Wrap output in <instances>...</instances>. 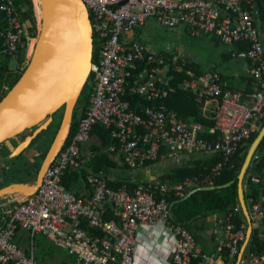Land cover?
<instances>
[{"label": "built area", "instance_id": "1", "mask_svg": "<svg viewBox=\"0 0 264 264\" xmlns=\"http://www.w3.org/2000/svg\"><path fill=\"white\" fill-rule=\"evenodd\" d=\"M83 1L91 17L94 50L98 47L88 80L92 86L89 104L77 130L69 135L47 169L39 189L16 203L10 201L1 206L0 264H134L139 227L156 225H164L174 237L175 264H235L248 229L247 221L236 225L233 220L237 213L242 214L240 203L214 223L218 251L210 252L187 227L171 219L168 197L170 193L183 196L182 184L140 182L133 189L126 184L112 187L104 171L88 169L85 184L89 193L79 195L67 188L62 178L67 170L88 167L93 152L86 155L84 147L98 124L111 131L119 146L117 149L116 144H110L105 151L119 163L123 155L133 170L158 159L181 163L188 154L218 155L217 171L231 163L240 145L260 130L264 118V43L256 24V0ZM0 13H5L6 21L0 30L3 53L18 60L25 47L24 38L28 42V28L10 0H0ZM151 18L167 28L184 26L192 36H216L229 46L247 43L245 49L232 48L231 55L249 61V73L255 83L251 93L227 87L220 72L214 69L199 76L188 70L190 78L180 85L182 90L197 96L204 116L215 120L210 133L219 132L218 139L203 137L201 123L182 120L158 103L173 89L172 75L168 74L170 63L166 55L125 37ZM179 62L187 63L174 55L171 64L181 70ZM26 65L25 61L18 62L15 70L23 71ZM125 92L151 104L133 106L124 98ZM258 158L256 150L244 175L245 190L252 184L259 187V194L246 197L252 233L238 264H264V252L251 247L254 233L264 239V175H256L251 169ZM110 210L115 218L106 219ZM88 227L99 228L103 234L92 233ZM18 228L32 236H46L71 258L61 263L39 261L33 251L26 252L16 242Z\"/></svg>", "mask_w": 264, "mask_h": 264}, {"label": "trees", "instance_id": "2", "mask_svg": "<svg viewBox=\"0 0 264 264\" xmlns=\"http://www.w3.org/2000/svg\"><path fill=\"white\" fill-rule=\"evenodd\" d=\"M10 1L14 9L16 10L18 17L22 20L23 23H25L28 26L27 28L29 34L30 35L35 34L37 26H36L34 8L35 10L37 9L36 7L38 6V0H10ZM255 3L258 9V13L256 15V24L258 25V28L263 29L264 0H256ZM4 15L5 13H0V30L6 26ZM216 40L220 41L217 37ZM24 41H26V43H25V47L22 48L21 50V56L18 59L19 63L24 62L26 57L28 42L27 39L25 38ZM2 42L3 41L0 38V100L9 91V89L13 87V85L17 82V80L21 76L20 74L15 75L9 69L8 58L10 56L3 53ZM234 46H235L234 49L237 50H242L248 47L247 43H243V42H238ZM97 53H98V47L96 45V48L94 50V58L97 57ZM229 54L230 56H228V58L232 56L231 53ZM164 55H166L165 58L167 60V63H170L168 74L172 75V78L170 80V85L173 87V89L169 90L168 95L163 97L158 103L167 107L168 111L175 112L178 118L182 120L198 121L199 123H201L204 128V132H202L201 134L203 137L210 140L218 139L220 136L219 132L210 133V129L213 126H215V120L212 119L211 117L209 118L207 116H204V114L202 113V103L197 100V96L194 93H192L191 91L182 90V88L180 87L182 80H184L185 78H190L189 74L187 73L188 70H191L195 74V76H199L208 68H203L202 65H199L194 61L187 60L186 65H183L181 62H179L182 68L181 70H178V68L175 65L171 64L173 56L177 54L169 53L167 51V54ZM28 58H29L28 59L29 62L31 58L30 54H28ZM182 59L183 57L182 56L180 57L179 55V60ZM152 65L153 66L156 65V63H153ZM149 66L150 65H148L147 67ZM139 69H142V67H139ZM143 69H145V67H143ZM221 76L224 81L225 75L222 73ZM5 84L8 85L7 89L4 88ZM227 87L229 86L227 85ZM91 91H92V86L90 85L89 82H87L82 93H80L78 103L81 100H84L85 102L84 106L86 107L89 104V93ZM245 92L251 93L252 91L249 90ZM125 93L126 94L124 95V98L130 100L133 106L137 105L138 103H142L144 105L151 104L147 101H143L138 96L132 95L128 92ZM63 110L64 107L59 109L54 114V120L52 121L50 126L46 130H43L26 148V149L34 148L36 150L37 149L39 150L42 147L43 152H41L42 154L40 156L38 155L36 159L32 161L26 155H24V152L26 151L25 149L20 155L14 158H10V160L7 161L9 166L8 167L5 166L3 169L5 170L6 168L7 170H10V173L8 174L6 173V175L8 176V181L5 182L4 184H9L11 182H17V181H27V180L32 181V179L35 178L37 171L41 166V163L49 148V145L51 144L50 141L49 143L46 140L43 141L42 137L47 130L52 128V126H59L60 121L62 119ZM80 115H82V111ZM76 116H77L76 112H74V119H73L70 135H72L77 130L78 127V122L80 118L76 119ZM263 124H264V118L261 127L263 126ZM31 130H33V128ZM110 132L111 131L108 128H105L101 124L96 125L92 130L91 133L92 141L90 140L91 142H89L90 149L88 150L93 152V155L90 156L87 164L89 166L87 168L91 169L92 172H98L102 170L107 173V171H109L110 168L117 167L118 165V161L114 158V156L111 153L105 151V149L110 144H116L117 149H119V146L117 145V141L111 137ZM258 132L259 131L254 132L250 138H248L245 142H243L238 148L231 163H229L228 165H224L219 171L215 170V164L219 159L218 155L212 157H208V155L196 157L194 155L188 154L187 157L184 158V161L181 163H177L171 159L176 164V166L172 168L171 172H167L165 174L166 177H163L160 180L164 182H168L170 184L180 183L184 187L183 196L178 197L175 196L173 193H170L168 197L170 204L172 202L174 203L172 207L173 215L171 219L174 222L180 223L185 227H187L195 235L197 240L199 239V237L197 236V233L192 229L193 224L199 222L202 219H205L208 215L212 213H228L229 210H231L236 204L239 203L238 185H237L236 176L238 175L240 168L243 164L249 145L257 136ZM162 150H165V147ZM0 152L2 154H8L10 152L5 142L0 145ZM257 152L259 154V158L257 160H254L253 164L251 165L252 166L251 169L256 175L262 176L264 175V138L262 139L259 147L257 148ZM120 158L122 159V163L124 162V166L129 168L126 163V158L123 155H121ZM159 160L160 159L156 161H146L142 168L146 167L152 162H157ZM232 164L233 166H230ZM87 168L86 165H84L77 169L72 168V170H67L62 178V183L66 185L67 188L77 189L79 193L81 188L80 183L83 182L85 184L86 172L88 171ZM229 182L232 183L225 187L213 188V189H200L184 199V196L195 187L223 185ZM108 183L112 187H119L123 184H126L129 187V189H133L137 185L136 182H133L126 177L116 180H108ZM88 189H90L89 186ZM245 193L246 196H249L251 193H253V195L255 196H258L259 187L250 184L247 187ZM197 215L200 216L197 217ZM105 218L106 219L115 218V216L113 215V211L111 210L108 211L105 214ZM233 220L236 222V225L241 223L243 221L242 214L237 213ZM88 228L89 230L92 231V233L100 234V235L103 234V232L99 228H95V227H88ZM251 247L256 251L264 252V239H259L256 233H254L251 240ZM204 249L207 250L205 247ZM56 251H57L56 249L52 248L50 251H46V252H48L51 256H53L56 253ZM65 252H66L65 253L66 256H64L60 260H57L60 263L69 259V254L67 253V251ZM43 253H44L43 251L42 252L38 251L36 253V258L39 261L47 262L45 260L46 253L45 254ZM51 258L54 259V257ZM51 258L49 259L48 262L52 260ZM172 264L175 263L172 262Z\"/></svg>", "mask_w": 264, "mask_h": 264}, {"label": "water", "instance_id": "3", "mask_svg": "<svg viewBox=\"0 0 264 264\" xmlns=\"http://www.w3.org/2000/svg\"><path fill=\"white\" fill-rule=\"evenodd\" d=\"M41 27L34 52L23 73L0 100V145L32 129L18 142L9 157L20 155L31 142L46 130L54 114L64 107L62 119L34 181L11 182L0 187V199L13 195L29 196L40 187L44 175L65 145L73 124L80 93L87 84L93 63L94 41L91 17L83 0H40ZM264 138V124L249 145L237 178L238 198L248 223L247 237L235 264L251 236L252 224L244 189V175L252 157ZM199 186L200 189L230 185ZM173 202L171 203V207ZM172 216V213H171Z\"/></svg>", "mask_w": 264, "mask_h": 264}, {"label": "crops", "instance_id": "4", "mask_svg": "<svg viewBox=\"0 0 264 264\" xmlns=\"http://www.w3.org/2000/svg\"><path fill=\"white\" fill-rule=\"evenodd\" d=\"M146 24H147V21L143 25H146ZM179 27H182L183 31L185 33L189 34V32L186 30V28L184 26H179ZM141 29H142V25L135 29L136 30L135 33H137V37H138V39L136 38V40H138L139 42H142L149 50L154 51L156 53H164V54H167V51H168L169 53H176L177 55H180V57L182 56L183 59H185L186 61L191 60L190 58L180 54L177 51V48L167 47L166 49H162L159 51L152 50L142 40L143 37H141V33H142ZM259 30H260L262 41L264 43V28L263 29L259 28ZM232 48H235V46L234 45H231V46L228 45V48H226L223 52H221V56H220V59H218V61L211 64V66H210V64H208L209 66H207V67L202 66V67L208 68L207 70L215 69L218 72H220L221 74L223 73L225 75L224 81L231 88L241 89L244 91H249V90L254 91L255 90V88H254L255 83H254L253 77L249 73L250 63L248 60L242 59V64H240V65L239 64L229 65V66L227 65V63L229 61L227 58H228V56H230L229 53H231ZM191 61H193V60H191ZM221 62L225 64V68L227 67V68H230L232 70V74H227L223 70L224 68H222L220 66ZM17 64H18V60H17ZM232 67H233V69H232ZM4 88L7 89L8 85L5 84ZM84 107L85 106H83V108H82V113H83ZM19 137H20V135L13 138L16 142L15 144L12 141L5 142L10 152L8 154H1L3 156H0V157L4 158L6 167L9 166L7 161L10 160L9 155H10L11 151L14 149L16 144L22 140V139H18ZM89 146H90V143L88 145H86V148L84 147V150H85L84 153L86 155H90L91 151L88 150V149H90ZM32 149L35 151V153L31 151ZM24 155H26L30 160L33 161L38 156V152L34 148H29V149H26V151L24 152ZM201 156H205V155L198 154L196 157H201ZM87 157H89V156H87ZM165 160H167V159L166 158L160 159L157 162H152L149 165H147L146 168L153 167L152 171H150L151 172L150 179L142 180L141 182H154V183L166 184L168 186L176 185V184H170L168 182H164V181L160 180L161 178L166 177L165 174L167 172H171L172 168H174L176 166V164L174 162L173 163H165ZM122 167H124V162L119 163V161H118L117 167L110 168V170L107 171V173L105 171L104 172L106 173L109 180L121 179L124 177L122 174V170L120 169ZM87 169H89V168H87ZM36 176H37V174H36ZM36 176H35V178H36ZM30 181L31 180H27V182H30ZM133 182H136L137 184L140 183L139 181H133ZM80 184H81V188H80L79 193H78L77 189H74V188H70V189L75 190L79 195H83L87 192L89 193V189H88L87 184H84L83 182H81ZM177 184H180V183H177ZM4 185H7V184H4ZM4 185H0V187L4 186ZM24 197L25 196H22V195H13V197L3 198L4 201L2 202V204H0V218L3 215V212L1 210V206L4 203L8 204V203H10V201H12L13 203H16L17 201L22 200ZM173 205H174V203H173ZM173 205H172V207H173ZM226 215H227V213H212V214L208 215L205 219L200 220L199 222L193 224V226H192V229L197 233V236L200 239V240L198 239V241L202 244L203 247H205L210 252L216 251V250L218 251V244H217L216 236H215L216 233H215L214 223L216 221H218V219L224 218ZM198 216H200V215H197V217ZM242 216H243V221H247L244 214H243V211H242ZM202 227H204V228H202ZM17 231L18 232L16 234V242L26 252H32L33 251V254L36 256L35 237H36V235H42V234H36V235L32 236V234L29 231L21 229V228H18ZM40 237H41L40 238L41 242L39 244V251H41V252L43 251L44 252L43 254L46 253L45 260L47 261V263L56 262L55 261L56 256L59 258V260L61 258H63L64 256H66L65 250L55 246L53 244V242L51 240H49L46 236L42 235ZM46 238L48 239V241L46 240ZM45 242H47V243H45ZM136 246H137V254H136L135 259H134V264H172V251H173V248L175 246V240H174V237L171 235V233H169L165 229L164 225H156L154 228H149L146 226H140L138 229V233H137V245ZM52 248L53 249H61L62 251L60 253H57L59 251H56V253L53 256H51L46 251H50ZM45 249H46V251H45ZM51 257H54V259H52ZM50 258L52 260L50 262H48ZM69 259H70V255H69Z\"/></svg>", "mask_w": 264, "mask_h": 264}, {"label": "rangeland", "instance_id": "5", "mask_svg": "<svg viewBox=\"0 0 264 264\" xmlns=\"http://www.w3.org/2000/svg\"><path fill=\"white\" fill-rule=\"evenodd\" d=\"M34 2V1H33ZM35 6V4H34ZM33 6V8H34ZM38 6H39V1H38ZM37 8V7H36ZM38 12V13H37ZM34 13H35V18H36V32L35 34H29L28 37V43H27V51H26V57H25V64L28 63V54H32L36 41L32 43V39L37 40L38 37V31H39V25H40V15L38 8L35 10L34 8ZM37 15V16H36ZM149 21V22H148ZM147 21L146 25H142L141 29V37H143V41L148 45L149 48L152 50H162L166 49L167 47L169 48H177V51L182 54L183 56H186L193 60L194 62L207 67L209 66L208 64H213L214 62L218 61L221 56V52H223L226 48H228V45H225L224 43L217 41L216 37L213 35H201V36H190L189 34L185 33L183 31L182 27L178 28H167L159 24L154 18H151L150 20ZM27 26V25H26ZM28 27V26H27ZM136 30L129 31L125 37L127 39H138L137 33H135ZM30 44V45H29ZM27 58V60H26ZM228 63L227 65H235V64H242V59L240 60L237 57L231 56L228 58ZM239 60V61H238ZM8 63H9V69L14 73L15 75H21L23 71L15 70L17 67V60L13 57L8 58ZM220 66L224 68L223 70L227 74H232V70L230 68H225L224 63H220ZM220 67V68H221ZM233 69V67H232ZM14 71V72H13ZM85 105L84 100H81L76 108V119L80 118V114L82 111L83 106ZM63 114V113H62ZM59 126H52L49 130L45 132V134L42 137L43 141H47L49 143L53 141V138L57 132ZM31 132V129L25 131L23 134L20 135L18 139H23L25 135L29 134ZM9 141H12L14 144L16 143L14 139H10ZM18 144V143H17ZM16 144V145H17ZM50 146V145H49ZM36 150V149H35ZM32 152L35 153V151L32 149ZM38 152V155L40 156L43 152L42 147L41 149L36 150ZM2 153L0 152V156ZM3 157H0V185H4L5 182L8 181V176L6 173H10V170H5L3 169L5 167V160ZM165 163H173L171 159L165 160ZM122 170V174L124 177L129 178L132 181H139L141 182L142 180L150 179L151 172L153 167H144L141 169L133 170L127 167H122L120 168ZM5 175V176H4ZM35 179V178H34ZM32 179V181H34ZM31 181V182H32ZM13 197V196H9ZM4 199H0V204ZM249 205V203H248ZM1 222V220H0ZM40 236L42 235H36L35 237V250L36 253L39 251V244H40ZM48 241V239L46 238ZM47 243V242H45ZM57 253H60L62 250L61 249H56ZM59 258L56 256L55 261L57 263H60Z\"/></svg>", "mask_w": 264, "mask_h": 264}, {"label": "bare ground", "instance_id": "6", "mask_svg": "<svg viewBox=\"0 0 264 264\" xmlns=\"http://www.w3.org/2000/svg\"><path fill=\"white\" fill-rule=\"evenodd\" d=\"M38 1H39V6H37V8H38L39 15H40V20H39V22H40V27H41L42 9L40 8V6H41V1H40V0H38ZM31 41H32V43H33V42H35V41H37V40L32 39ZM29 45H30V44H29ZM33 52H34V50H33ZM33 52H32V54H33ZM32 54H31V57H32Z\"/></svg>", "mask_w": 264, "mask_h": 264}, {"label": "clouds", "instance_id": "7", "mask_svg": "<svg viewBox=\"0 0 264 264\" xmlns=\"http://www.w3.org/2000/svg\"><path fill=\"white\" fill-rule=\"evenodd\" d=\"M245 192H246V191H245ZM245 197H247V196H246V193H245ZM238 199H239V198H238ZM238 201H239V200H238ZM239 203H240V202H239ZM247 206H248V205H247ZM241 208H242V207H241ZM171 213H172V208H171ZM171 218H172V216H171Z\"/></svg>", "mask_w": 264, "mask_h": 264}]
</instances>
